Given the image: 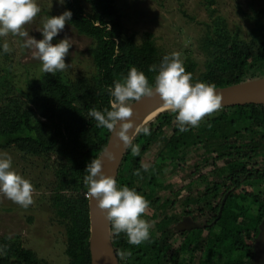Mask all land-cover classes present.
<instances>
[{"label": "trees", "instance_id": "obj_1", "mask_svg": "<svg viewBox=\"0 0 264 264\" xmlns=\"http://www.w3.org/2000/svg\"><path fill=\"white\" fill-rule=\"evenodd\" d=\"M87 1L89 9L79 0H66L64 9L71 10L74 28L93 39L94 72L75 78L64 70L40 72L23 88L12 81L9 66H0V148L38 158L50 170L48 208L64 228L67 264H91L85 167L98 159L112 131L98 127L89 112L110 109L108 89L131 67L154 84L149 66L170 55L152 32L139 41L124 27L116 0ZM215 3L204 0L212 17L199 43L204 69L197 72L191 54L179 55L185 70L193 81L214 87L263 77L264 10L245 12L253 25L243 37L231 31ZM145 126L149 134L132 139L139 154L127 148L116 181L147 199L144 218L152 226L149 240L139 245L129 244L124 233L112 235L120 264H254L264 234V104L221 106L185 131L175 113L163 110ZM122 250L131 254L122 259ZM0 264L53 263L24 246L19 234L6 233L0 235Z\"/></svg>", "mask_w": 264, "mask_h": 264}, {"label": "clouds", "instance_id": "obj_2", "mask_svg": "<svg viewBox=\"0 0 264 264\" xmlns=\"http://www.w3.org/2000/svg\"><path fill=\"white\" fill-rule=\"evenodd\" d=\"M65 2L66 0H57L61 5ZM40 11L37 0H0V37L9 33L27 37L23 46L35 49L32 54L40 61L41 71L55 74L68 66L65 57L72 44L66 37L56 40L55 43L53 38L64 29L66 21H71L72 12L65 8L59 15H49L39 29L42 37L36 39L30 37L23 26L31 22ZM0 51L9 52L8 44L0 46ZM149 71L156 72L154 84H149L144 72L131 67L122 81H113V87L108 89L112 98L109 101L110 109L98 111L93 108L89 112L98 127L115 130L134 155L139 154L140 149L138 145L132 144L129 135V129H133L129 119L133 101L157 94L163 108L175 113V123L181 131L198 126L205 115L219 110L222 105L221 96L217 94L214 86L204 81H193L192 73L185 70L177 52L165 55L158 66L150 65ZM134 131L149 134L146 126L137 127ZM105 156L107 159L113 158L111 152H106ZM141 168L148 171L149 164L141 163ZM85 171L87 174L84 182L88 195L97 201L110 221L109 235L119 236L124 233L128 243L132 245L149 240L152 225L144 218L149 207L147 199L135 188L117 187L116 179L102 170L100 160L89 161ZM0 194L25 208L33 202L31 182L15 171L12 158L7 153H0ZM130 254L128 250L118 252L122 259Z\"/></svg>", "mask_w": 264, "mask_h": 264}, {"label": "rangeland", "instance_id": "obj_3", "mask_svg": "<svg viewBox=\"0 0 264 264\" xmlns=\"http://www.w3.org/2000/svg\"><path fill=\"white\" fill-rule=\"evenodd\" d=\"M79 2L89 9L87 0ZM37 3L41 11L23 28L30 37L40 39L42 34L39 29L43 21L49 15L63 12L65 3L58 4L57 0H37ZM116 3L122 12L124 27L130 33L135 32L139 41L146 31L152 32L159 47L170 54L177 52L182 57L191 54L199 61L197 72L204 69V54L199 43L206 23L212 20L204 0H116ZM213 7L217 14L226 18L231 31L238 29L243 37H247L253 20L249 15L245 16V12L251 16L255 10H264V0H216ZM65 37L72 46L65 57L68 66L64 71L70 78L94 72L91 55L93 39L79 33L69 21L53 38V43ZM25 39L27 37L11 33L0 37L2 45L7 43L10 49L8 54L0 51V66H9L12 81L23 88L27 87L28 76L43 72L40 61L32 54L35 49L23 46ZM0 153L9 154L12 167L33 186V202L27 208L0 194V235L19 234L24 246L33 249L39 257L53 264H67L64 228L52 221V212L48 208V186L52 179L50 170L38 158L24 157L15 148H0Z\"/></svg>", "mask_w": 264, "mask_h": 264}, {"label": "water", "instance_id": "obj_4", "mask_svg": "<svg viewBox=\"0 0 264 264\" xmlns=\"http://www.w3.org/2000/svg\"><path fill=\"white\" fill-rule=\"evenodd\" d=\"M214 88L217 90V94L221 96V106L245 103L264 104V76ZM161 107H163V103L157 94L144 96L140 100L131 103L132 115L129 117L133 124V129H129L131 141L137 134L134 129L142 127L153 116L165 110ZM116 127L119 128V125ZM127 148L117 136L116 131L112 130L104 150L97 159L102 162V170L106 174L113 176L115 179L117 178L118 169ZM106 152H111L113 158L107 159L105 156ZM225 201L226 196L223 198L219 214L222 212ZM89 217L91 264H120L116 248L112 242V236L109 235L110 221L106 218L105 211L90 196ZM254 264H264V234L259 240Z\"/></svg>", "mask_w": 264, "mask_h": 264}, {"label": "built area", "instance_id": "obj_5", "mask_svg": "<svg viewBox=\"0 0 264 264\" xmlns=\"http://www.w3.org/2000/svg\"><path fill=\"white\" fill-rule=\"evenodd\" d=\"M87 196L89 197V195L87 194Z\"/></svg>", "mask_w": 264, "mask_h": 264}]
</instances>
